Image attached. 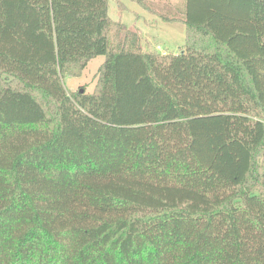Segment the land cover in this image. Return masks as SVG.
<instances>
[{
	"label": "trees",
	"instance_id": "16d2710c",
	"mask_svg": "<svg viewBox=\"0 0 264 264\" xmlns=\"http://www.w3.org/2000/svg\"><path fill=\"white\" fill-rule=\"evenodd\" d=\"M107 1L0 0V264H264V0Z\"/></svg>",
	"mask_w": 264,
	"mask_h": 264
},
{
	"label": "rangeland",
	"instance_id": "374dc122",
	"mask_svg": "<svg viewBox=\"0 0 264 264\" xmlns=\"http://www.w3.org/2000/svg\"><path fill=\"white\" fill-rule=\"evenodd\" d=\"M107 4L109 18L136 32L143 51L175 54L183 48L186 37L184 24L163 22L132 0H108ZM104 60V56H97L88 62L78 77H65L62 82L66 92L73 94L83 90L92 93L97 83L98 68Z\"/></svg>",
	"mask_w": 264,
	"mask_h": 264
},
{
	"label": "water",
	"instance_id": "95a60500",
	"mask_svg": "<svg viewBox=\"0 0 264 264\" xmlns=\"http://www.w3.org/2000/svg\"><path fill=\"white\" fill-rule=\"evenodd\" d=\"M79 93H83V90H80Z\"/></svg>",
	"mask_w": 264,
	"mask_h": 264
}]
</instances>
